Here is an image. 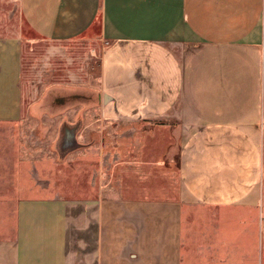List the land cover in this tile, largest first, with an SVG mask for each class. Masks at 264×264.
Wrapping results in <instances>:
<instances>
[{"label": "crops", "instance_id": "crops-1", "mask_svg": "<svg viewBox=\"0 0 264 264\" xmlns=\"http://www.w3.org/2000/svg\"><path fill=\"white\" fill-rule=\"evenodd\" d=\"M17 15L102 49L73 197L16 132ZM1 128L0 264H264V0H0Z\"/></svg>", "mask_w": 264, "mask_h": 264}, {"label": "rangeland", "instance_id": "rangeland-1", "mask_svg": "<svg viewBox=\"0 0 264 264\" xmlns=\"http://www.w3.org/2000/svg\"><path fill=\"white\" fill-rule=\"evenodd\" d=\"M12 21L22 36V110L17 135L26 138L25 146L32 149L34 160L48 158L52 191L73 197L74 151L79 147L87 150L90 143L96 142L99 123L104 119L97 81L101 46L85 38L44 40L18 15ZM0 132L2 137L8 135L7 129L1 128ZM260 194L264 260V165Z\"/></svg>", "mask_w": 264, "mask_h": 264}]
</instances>
